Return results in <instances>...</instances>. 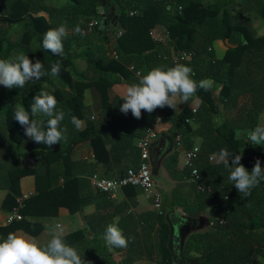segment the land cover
<instances>
[{"label":"trees","instance_id":"obj_1","mask_svg":"<svg viewBox=\"0 0 264 264\" xmlns=\"http://www.w3.org/2000/svg\"><path fill=\"white\" fill-rule=\"evenodd\" d=\"M203 1L9 0L11 11L6 19L11 24L17 21L23 25L24 31L19 46L13 47L11 44L13 46L0 53V59L12 57L16 48V54L22 52L28 55L33 63L40 60L46 72L50 73L51 65L57 62L60 63V70L55 78L46 75L40 80L28 81L16 92L0 90V189L7 190L0 207V221L5 223V226H0V235L23 230L34 237L42 229L36 220L56 215L61 207L66 206L71 213L79 212L86 223L64 235L65 242L77 249L85 264H136L154 261L156 257L160 264H262L258 256L264 250V179L249 196L241 198L228 180V168L223 163L210 162L208 156L212 154L217 157L221 149H226L234 155H242L241 163L249 171L257 159L263 167L264 145H252L247 138H236V130L264 126V34H258L246 17L248 13H256L264 18V0H229L214 9L203 6ZM174 2H177V8L182 6L181 13L173 8ZM101 6L104 9L109 7V13L120 11L117 26L112 27L111 34L102 36V40H112L120 59L110 57L107 50H101L88 34L82 38L78 36L79 41L76 39L77 42L73 44L75 40L71 34L75 33L76 26L79 25L84 31L91 19L99 18ZM131 10H137V13L131 15ZM106 16L108 19V13ZM0 20L5 22L4 19ZM61 24L66 26L68 36L63 41V55L56 56L41 48L42 40L49 29ZM160 25L171 32L170 42L161 46L150 35V30ZM99 26L94 28L93 33H103ZM116 31H122V35L115 37L113 34ZM3 41L4 38L1 39ZM82 44H86V47L77 56L87 61L85 72L76 68L72 56L75 47ZM182 50L195 52L193 58L183 63L193 69V79H207L212 83L207 91L197 89L196 94L200 99L198 112L185 107L176 113L168 106L158 107L152 113L142 110L141 118L149 117L150 121L140 123V126L144 124L143 135L158 117L168 119L172 127L163 136L168 138L170 145L175 144L178 134L184 137L188 147L199 142L203 181L218 194L217 199L211 200L208 195L199 193L198 205L193 206L179 196L178 190L173 191L170 201L173 209L178 211L183 208L185 213L192 215L209 206L216 213L207 230L189 235L182 254L178 256L173 249V224L167 215V208L164 206V214L160 215L151 205L136 215L128 205L118 203L101 192H93L87 175L95 172L93 164L88 163L83 167L86 175L79 174L71 159V149L77 142L89 138L96 156H99L97 140H104V144H107L100 131L109 126H118L120 104L117 99L109 106L111 111L100 112L101 117L91 120L92 110L87 109L83 102L87 87L95 82L100 84L101 81L110 80L112 76L122 81L137 80L135 73L129 69L130 65L145 73L157 66H173V55ZM40 90L53 94L58 101L57 109L66 113L60 126L67 128V142L62 141L52 147L37 144L25 135L24 128L14 119L13 96H18L19 103L30 112L33 99ZM103 97L105 100L109 98L106 92ZM71 116L79 120L89 118L91 121L84 131H78L71 123ZM217 117L221 118L220 123ZM141 118L137 120L141 121ZM190 118L200 122V126L193 129L187 121ZM37 119L46 121L47 118ZM122 137L125 147L138 149L132 139ZM19 144L27 145L33 152L37 166L19 164ZM54 162H59L58 168L52 167ZM63 163L66 164L61 171ZM43 165H46L45 170ZM51 171H56L58 177L62 175L64 181L53 186ZM184 173L189 174L185 163ZM26 175L34 178L35 188L21 209L25 217L7 223L9 212L17 204V196L25 192L21 178ZM101 198L106 208L113 206L114 215L121 216L117 224L128 238L126 248H113L114 251H111L106 242L96 237L105 231L102 222L113 216L98 212L84 213V208ZM220 217H224L223 223H220ZM33 226L37 227L34 231L30 229ZM92 234L94 236L91 238ZM122 250L126 253L124 257Z\"/></svg>","mask_w":264,"mask_h":264},{"label":"crops","instance_id":"obj_2","mask_svg":"<svg viewBox=\"0 0 264 264\" xmlns=\"http://www.w3.org/2000/svg\"><path fill=\"white\" fill-rule=\"evenodd\" d=\"M8 3H9V0H0V19L5 20V22L0 20V53L3 52L7 47H10L13 45H14L13 47L19 46V43H21V39L23 36V31H24L23 25L19 24L17 21H15V23L13 24L7 21L6 18L10 16V11H11L10 7L8 6ZM50 6H52V4H50ZM104 16L106 20L107 16L106 15ZM107 20H108V25L106 26L104 24V26L100 28V30L103 29L102 34H100V31H97L95 33L88 32L87 28L83 31L86 34H88L87 36H89V38L94 40V42L98 43V46L101 48V50L102 49L108 50V47L113 49L112 40H110L109 42L106 40H102V36H105L106 34H111V30L108 28L110 27V25L111 27L117 26L118 24L117 14L115 12H112V13L108 12ZM118 32L119 31L114 32L113 35H118ZM72 35L75 40V41L73 40L74 41L73 44H75L78 36L82 38L81 35L79 34L76 35V33H72L71 36ZM2 38H4L3 42H1ZM76 47L74 49L75 51L72 52L73 62L79 71L85 72L87 71V61L77 55L79 52H81L86 47V44H82L78 46V48H81L79 50H77ZM17 51L18 50H16L15 48L13 52L14 54L12 55V57L16 55ZM132 80H134V78L127 79L126 81H122V80L116 79V76H112L110 80L101 81L100 84H96L95 82L94 85L87 87L84 91L83 102L87 109L91 108L92 110L91 120L97 119V116H100L101 114L100 112L108 113L109 111H111V108L109 106H111L114 103L115 99L119 100V104L122 105L123 100L120 98L126 91V88L130 84L137 82V80H134V81ZM1 90H4V91L12 90L16 92L18 90V87H14L11 89H1ZM104 92H106L109 97L107 100H105L103 97ZM19 101H20V98L18 96L16 95L13 96V102L15 104L17 102L19 103ZM199 106H200L199 99L193 96L189 102L180 103L177 106V109H173L171 107L170 108L174 112L178 113V112H181L185 107H188L191 110H193L194 108L199 110ZM117 114L120 115L117 117L118 126H109V127H106V129H103L102 131H100L102 136H104L105 140L107 141V144L106 143L104 144V140L102 141V140L96 139L99 156H96L95 151H94V146L92 145V142L91 140H89V138H85L77 142L72 147L71 159L73 160L72 162L74 163L76 167V171H78L79 174L86 175V173H84L83 171V167H85V165L88 163L93 164L95 172H98L99 174L109 177V178L118 177L124 174V172L129 167L138 165L140 161L139 149L136 150L132 146L125 147L124 146L125 140L122 136H126L128 137V139L129 138L132 139L134 145L138 148L137 142H138L139 137L142 135V127H144V124L143 126H140V125L142 123H145V122L147 123L148 121H150L149 120L150 118L149 117L141 118V121H140L133 117L131 111H129L128 114H124L120 111V108ZM91 120L89 118L80 119L81 121L80 130L84 131L88 127V122H90ZM216 120L221 122V118L219 117H217ZM189 123L193 129H196L198 126H200V122L195 121V119L193 118H190ZM171 127H172V122L168 119H163L162 123L159 126L160 134H159V137L154 141L152 150H151V160L153 164V176L156 182H158L159 185L161 186L162 192L164 191L163 194H165V192L167 191L168 195H167L166 200L164 198V206H165V201H166V206H165L166 208L172 207L170 201H171L172 193L174 190H178L179 196L186 199L189 202V204L193 206H197L198 205L197 197L199 193L196 191L194 185L189 181V178H188L189 174L184 173V163L185 162H184V155L182 152V148L177 146L176 140H175L174 145H170L168 138L163 136V134L170 132ZM119 137H122V138H119ZM184 145L188 147L186 145L185 139H184ZM195 145H199V142H197ZM20 146H22L23 148L27 145L19 144V149H20ZM29 153H30V156L28 157L29 158L28 162L25 164H21L20 152H18L17 157H18L19 164L21 166L34 167L38 165V161L35 155L33 154V152H31L30 150ZM217 159L218 157L216 158V161ZM58 163L59 162H54L52 164V167L55 166L58 168L59 166ZM65 164L64 163L61 164L62 165L60 169L61 171H62L63 165ZM68 164H70V162ZM45 167L46 165H43V170H45ZM51 173H50L51 175L50 179H51L53 186H56V184L58 183L60 184L64 181V177L62 175L58 177L56 175L57 173L56 171H51ZM87 175L89 178L90 174H87ZM21 180L23 181L25 185V189L23 190V192L34 190L35 181L31 175H26L23 178H21ZM92 190L95 193L97 192L93 187H92ZM0 193L5 194L7 193V190L0 189ZM102 197L104 198V196ZM103 198L95 199L93 202L88 204L84 208V213L98 212V213H104L105 215L112 214L113 216L112 218L110 217L108 220L102 222L101 224L103 227H106L109 223H113V222L117 223L120 220L121 216L119 214L114 215L113 206H109V207L107 206L106 208L102 203ZM113 200L118 203L128 205L131 212L136 215L143 213L144 211L147 210L148 207L152 205V199L149 193L139 187L123 188L118 192L117 198ZM1 206L2 204L0 205V207ZM209 210L210 209L208 206L205 209H202L201 211L196 212L194 214L195 216L192 214L194 217V221H193L194 228L197 231L200 230L199 225H198L199 219L209 217ZM178 211L182 215L180 216L177 215V216L172 217V224H173L172 243H173L174 250H176L177 248V239H179L178 238L179 230H181L182 225L187 226L189 223H191L190 217H192L191 215L185 213L183 208L178 209ZM54 217H62L66 220V224L69 227V229L64 233V235L70 232H73L77 230L78 228L86 225L82 215L79 212L71 213L69 211V208L64 206L59 209V212L56 215L47 216L44 218H40L38 221L37 220L35 221V222H40L39 224L42 226V229L34 237L33 235H31L30 232H26L23 230L16 231V233L24 234L31 238L37 239L41 243H46L49 237L46 234L44 226L46 224H52L53 222H59V221L54 220ZM177 218L181 219L182 221V224L180 226L176 224ZM4 224H5L4 222L0 221V226H3ZM35 228L37 227L33 226L30 229L34 231ZM8 234L0 235V238H6ZM103 234L104 232H100L98 233V236L96 237H98V239H100L103 243H105L103 239ZM93 236H94L93 234L90 235L91 238ZM188 237H186V240ZM186 240L184 239L181 241L183 245ZM183 245L181 246L182 247L181 251L183 249ZM111 251H114L113 248H111ZM125 255H126L125 250H122V257H124ZM157 258L158 257H156L155 260H157ZM136 264H160V263L158 261L156 262L155 261H145V262H140Z\"/></svg>","mask_w":264,"mask_h":264},{"label":"clouds","instance_id":"obj_3","mask_svg":"<svg viewBox=\"0 0 264 264\" xmlns=\"http://www.w3.org/2000/svg\"><path fill=\"white\" fill-rule=\"evenodd\" d=\"M74 32L81 36L86 35L79 25ZM67 36L65 25L51 28L44 34L41 48L45 52L62 56L63 41ZM59 70L60 63L57 62L51 65L50 73L46 72L40 60L33 63L28 55L21 52L14 57L0 59V85L9 89L22 88L26 82L40 80L46 75L55 78ZM135 75L137 82L130 84L120 98L124 101L120 105V111L124 114L131 111L136 119L141 118L142 110L152 113L158 107L165 106L177 109L180 103L189 102L198 88L207 91L212 87L211 81L207 79L194 80L193 69L178 62L170 67H154L146 73L137 71ZM57 103L53 94L40 90L33 99L30 112L22 104H15L14 119L24 128L25 135L37 144L52 147L62 141L67 142V128L60 126L66 113L57 109ZM37 117L47 119L45 121ZM71 123L76 130H80L81 121L76 116H71ZM247 139L252 145H264V126L250 130ZM217 157V162L228 168V180L235 186L241 198L249 196L252 189L264 179V167L259 159L249 171L241 163L242 155H234L226 149H221ZM44 227L49 237L46 243L16 232L9 233L6 238H0V264H85L77 249L65 242V229L60 222L46 224ZM103 239L109 248H126L128 244V238L115 222L106 226Z\"/></svg>","mask_w":264,"mask_h":264},{"label":"built area","instance_id":"obj_4","mask_svg":"<svg viewBox=\"0 0 264 264\" xmlns=\"http://www.w3.org/2000/svg\"><path fill=\"white\" fill-rule=\"evenodd\" d=\"M155 2L159 0H153ZM178 12H182V6H178ZM137 10H131L130 14L135 15ZM100 24L99 18H93L87 25L88 32H93L94 28ZM122 35V31H119L118 36ZM150 35L157 45H166L171 40V32L167 29H161L159 27H154L150 30ZM110 57L115 59H120V54L117 50L113 49L107 53ZM195 52L191 50H182L175 53L172 57L174 63H185L191 58H193ZM129 69L136 73L139 70L135 65H130ZM142 72V71H141ZM193 112H197L194 108ZM163 119L158 117L152 124L147 128L145 133L139 137L137 146L140 153V161L137 166L129 167L124 174L109 178L94 172L89 176L92 187L111 199L117 198L118 192L127 187L135 186L147 191L152 199V206L154 210L162 215L164 214V194L162 188L158 182H156L153 176V164L151 160V150L154 141L159 137L160 134V124ZM190 122V119H187ZM177 146L182 148L184 155L185 167L189 170V181L194 185L198 193L208 195L211 200L217 199V192L203 181V176L201 173L200 164L202 162V148L200 145H193L191 147H186L184 145V138L181 134L176 136ZM257 159L256 156H254ZM208 160L213 162L215 160L214 155L208 156ZM33 191H25L21 195L17 196V204L11 209L7 216V223H12L15 221H20L24 219V215L21 209L25 205L26 200L32 195ZM220 223L225 221L224 217L219 218ZM213 221L210 222L212 224Z\"/></svg>","mask_w":264,"mask_h":264},{"label":"rangeland","instance_id":"obj_5","mask_svg":"<svg viewBox=\"0 0 264 264\" xmlns=\"http://www.w3.org/2000/svg\"><path fill=\"white\" fill-rule=\"evenodd\" d=\"M229 0H204L203 1V6H205L206 8H210V9H214V8H217V7H220L222 5H225ZM176 4L177 2H174L172 4L173 8H177L176 7ZM115 10V9H114ZM114 11H111L110 13H112ZM116 12V11H115ZM107 12H104L103 14V17H105L104 15H106ZM247 19H250V24L253 26V29L258 33V34H264V18L257 15L256 13H248L247 14ZM161 29H164L165 27L164 26H157ZM111 31L113 30V28L111 27H108ZM119 33V32H118ZM117 35H115L116 37ZM78 40V39H77ZM79 41V40H78ZM77 42V41H76ZM77 50L81 49V48H78L76 47ZM114 49V48H113ZM112 48H109L108 47V50L107 52H110L111 50H113ZM76 50V51H77ZM77 59V58H76ZM84 69V68H83ZM14 88V87H13ZM1 89H9L3 85H0V90ZM195 97H197V94L194 95ZM198 98V97H197ZM199 99V98H198ZM199 103H200V99H199ZM218 123H220V121H218ZM19 152H20V157H21V164H25L28 162L29 160V156H30V149L27 148V146L23 147L20 146V149H19ZM215 156V155H214ZM216 156H215V160L213 162H216ZM263 167H264V162H263ZM164 192V191H163ZM7 193H0V205L3 203V200L5 198ZM167 191L165 192L164 194V198L166 200L167 198ZM165 206H166V201H165ZM195 213H193L194 215ZM215 212L212 211L211 209L209 210V217H205V218H200L199 219V228L200 230L199 231H203V230H207L209 227H210V220L215 216ZM167 215L170 219H172V217L174 216H177V215H182L180 214L179 211H176L174 210L172 207L171 208H167ZM193 215H191L192 217H190L191 219V223H189L187 226L185 225H182L181 227V230H179V235H178V238L177 239V248L176 250H174V252L180 256L182 254V251H181V246L183 245V243L181 242L182 240H186V237H188V235H190V233H192L193 231H197L195 228H194V224H193V221H194V217ZM195 216V215H194ZM189 217V216H187ZM209 218V219H208ZM189 219V218H188ZM54 220L56 221H59L63 226H64V229H65V232L69 229V227L67 226L66 224V220L62 217H54ZM176 224L178 226H180L182 224V221L181 219L177 218L176 219ZM182 244V245H181ZM258 259H259V262L264 264V250L260 253V255L258 256ZM156 262V260H154Z\"/></svg>","mask_w":264,"mask_h":264},{"label":"water","instance_id":"obj_6","mask_svg":"<svg viewBox=\"0 0 264 264\" xmlns=\"http://www.w3.org/2000/svg\"><path fill=\"white\" fill-rule=\"evenodd\" d=\"M110 11V8L107 7L106 9H104L102 6L100 7V15H99V19H100V28H102L105 24V18L103 17V14L104 12H109ZM116 14H119L120 11L119 10H116L115 12ZM250 130H253V129H246V128H239L236 130V138H247V134ZM256 145H260V144H256Z\"/></svg>","mask_w":264,"mask_h":264}]
</instances>
